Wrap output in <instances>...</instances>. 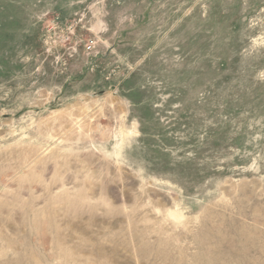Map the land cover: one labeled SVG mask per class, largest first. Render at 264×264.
I'll return each mask as SVG.
<instances>
[{
	"label": "rangeland",
	"instance_id": "rangeland-1",
	"mask_svg": "<svg viewBox=\"0 0 264 264\" xmlns=\"http://www.w3.org/2000/svg\"><path fill=\"white\" fill-rule=\"evenodd\" d=\"M0 264H264V0H0Z\"/></svg>",
	"mask_w": 264,
	"mask_h": 264
}]
</instances>
